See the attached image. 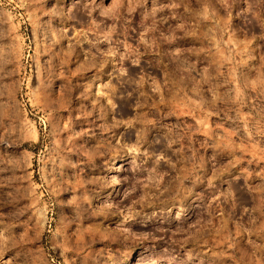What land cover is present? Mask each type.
<instances>
[{
  "label": "rangeland",
  "instance_id": "374dc122",
  "mask_svg": "<svg viewBox=\"0 0 264 264\" xmlns=\"http://www.w3.org/2000/svg\"><path fill=\"white\" fill-rule=\"evenodd\" d=\"M0 264H264V0H0Z\"/></svg>",
  "mask_w": 264,
  "mask_h": 264
}]
</instances>
